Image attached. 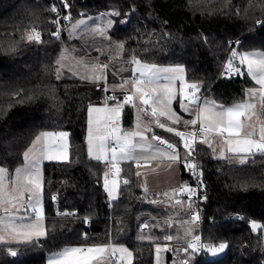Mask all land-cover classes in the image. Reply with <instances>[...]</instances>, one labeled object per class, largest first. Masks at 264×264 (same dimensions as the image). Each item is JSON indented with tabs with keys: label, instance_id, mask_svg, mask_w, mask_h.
<instances>
[{
	"label": "trees",
	"instance_id": "trees-1",
	"mask_svg": "<svg viewBox=\"0 0 264 264\" xmlns=\"http://www.w3.org/2000/svg\"><path fill=\"white\" fill-rule=\"evenodd\" d=\"M67 3L68 8L63 0H0V166L13 172L41 131L69 133L68 161L43 163L42 201L49 235L31 244L0 243V264H47V256L65 246L107 243L109 239L132 251V264H154L155 245L162 243V238L159 233L146 234L140 226L164 210L146 204L155 194L137 188L135 165L128 161L120 165L130 184L121 183L118 199L109 200L104 189L107 163L91 159L86 149L88 102L100 98L99 87L95 90L77 80L56 78L65 28L59 38L52 35L55 24L51 21L58 17L51 8L58 9L59 19L69 13L71 21L118 11L110 35L124 42L126 56L136 55L146 63L182 65L189 81L202 82L201 94L231 105L242 101L245 90L256 85L244 69V75L222 79L218 78L219 69L227 52L234 48L264 51V0ZM33 27L41 32L42 43L26 41ZM11 43L16 45L15 52L7 51ZM14 93H20L19 98ZM132 117V106L126 105L122 113L125 127L131 125ZM156 131L178 146L174 134ZM197 157L207 197L200 205L198 231L204 243H226L228 247L217 257L205 258L203 252L194 263H188L264 264L262 235L250 228V221L264 222V155L231 165L200 144ZM182 179L191 185L188 170H183ZM56 209L75 215H57ZM231 214L236 217L231 218ZM85 233L87 241L83 239ZM139 235L154 239H140ZM9 247L18 255H8ZM165 255L167 260L173 256L170 252Z\"/></svg>",
	"mask_w": 264,
	"mask_h": 264
},
{
	"label": "snow or ice",
	"instance_id": "snow-or-ice-1",
	"mask_svg": "<svg viewBox=\"0 0 264 264\" xmlns=\"http://www.w3.org/2000/svg\"><path fill=\"white\" fill-rule=\"evenodd\" d=\"M63 3L65 8L69 7L67 0H63ZM51 11L57 13L58 17L51 23L59 25L58 9L52 6ZM102 15L119 16L120 13L112 11ZM64 19H70V14ZM85 23L83 19L77 21L72 25L71 31L75 33ZM257 23L262 22L257 21ZM112 26L113 22L109 20L105 27H96L89 31L94 35L111 40L107 35V30ZM60 31L61 29L57 27L52 35L59 38ZM41 36V32L33 27L26 35V41L39 44L42 43ZM115 48L118 50V58L125 49L124 42H117ZM16 50L15 43L9 44L7 51L15 52ZM67 54L68 50L64 49L56 61L59 65L56 69L57 79L60 78V70L64 67L62 61L67 58ZM237 58L239 65L246 69V75L257 87L246 89L245 99L230 106L203 98L201 95L202 82L189 81L182 65L161 67L157 64L146 63L136 55L130 58L128 63L132 65L131 77L121 78V83L113 86V90L118 87L125 93L123 99H118L117 95L106 96L102 107L89 105L88 108V155L91 159L110 165L109 170L104 173V189L110 201L118 199L121 183L125 186L130 184L126 178L120 180L121 162H135L139 169L142 167V160L147 161L144 165L146 167H152L151 162L155 161L156 165L152 167L153 172L164 162L168 169L175 164H181L193 175L202 176V172L197 173L196 171L198 164L191 159L196 151L197 142L206 145L214 154L217 152L215 145H218L219 155L216 158L227 159L231 155L238 157L240 164L248 163L258 154L264 155V119L260 118L264 115V51L241 53L234 48L225 65L229 78L233 74H245L241 71V67L233 63ZM108 68V64L93 65L92 74L82 79L86 78L94 83L103 80L105 91H107L106 71ZM13 95L19 98L20 93ZM108 101L114 103L109 104ZM174 103H178L183 112L191 113L192 118L183 120L175 110ZM126 105L137 109L135 126L129 131L124 130L121 125L122 113ZM144 115L150 118V124H144ZM181 124L185 127L191 126L192 131H180L174 127V125ZM153 126L179 137L185 150V156H180L176 144L155 135ZM148 134H151L152 142H149ZM68 137L69 133L64 131H41L23 153L25 163L22 167H17L11 176L9 169L0 167V243H7V237L19 244H31L49 235V229L44 223L45 216L41 199L43 177L40 165L44 160L68 161ZM110 175L111 179H109ZM136 175L141 176V172L137 171ZM202 186L203 181L200 180L196 188L185 184L178 189H173L174 193H187V204L175 199L171 206L177 215L168 217L164 223L168 227H173V224L179 226L183 229L184 236L190 237L186 241V246L180 249L181 251L188 253L192 250L199 253L203 250L215 256L223 252L228 245L226 243L204 244L201 236L193 234V225L200 220L199 212L194 209L193 198ZM142 187L147 192L146 185ZM163 195L168 196V193ZM201 198L207 199L206 196ZM55 199L53 197V200ZM156 202L152 201V203ZM180 212L188 215L189 219H182ZM57 214L75 215V213L59 212ZM84 219L87 223L88 218ZM261 227L264 225L254 220L250 221V228L254 233ZM83 239L85 241L89 239L86 233L83 234ZM140 239L144 237L141 236ZM164 239L172 241L174 237L168 235ZM161 250V246L157 245V257ZM163 250H168L167 244L163 246ZM7 254L18 255L11 247L7 249ZM132 258V251L123 245L112 243L109 239L107 243L65 246L51 253L47 264H132ZM184 264H187V261Z\"/></svg>",
	"mask_w": 264,
	"mask_h": 264
},
{
	"label": "rangeland",
	"instance_id": "rangeland-1",
	"mask_svg": "<svg viewBox=\"0 0 264 264\" xmlns=\"http://www.w3.org/2000/svg\"><path fill=\"white\" fill-rule=\"evenodd\" d=\"M112 11H114V10H109L106 12H98V13L89 14L86 16H79V17L74 18L64 29L65 38H64V41L62 43V46H61V49H60V52L58 55V58H60L61 52L64 49L68 50L67 58L62 61L64 67H62L60 70L59 80H77L83 84H87V85L95 88V90L99 87L98 90L100 91V98L99 99L90 98L89 102H88V107H87V134H86L87 153H88L87 136H88V120H89L88 108H89V105L102 107L104 105L105 97L108 96L109 94L117 95L118 99L122 100L121 96H122L123 91L121 89H119L118 87L115 88V90H113V86L119 85L121 83V78L126 79V78L131 77V75H132V71H131L132 65L130 63H128V61L130 60V57L126 56L123 52L117 58V51L118 50L115 48V44L117 42H122V41L117 39V38L112 37L110 35V29L107 30V35L111 38V40L102 38L98 35H94L89 31L92 28H96V27L103 28V27H105L109 20H111L113 22V17H114L113 15H102L104 13H110ZM81 19L85 20V22H86L85 25H81L80 28L75 33H73L71 31L72 25ZM256 51H262V50H256ZM242 52H246V51H241V53ZM80 61H82V63ZM234 62L236 64V66L241 67V71H242L243 67L239 65L238 58ZM98 64H108L109 65V68L106 71L107 88H108L107 91H105V82L103 80L94 83V82L89 81L86 78L82 79V77H87L90 74H92V66L98 65ZM157 65H159L161 67L176 66V65H168V64H157ZM57 67H59V65H57ZM244 70L246 71L245 68H244ZM56 78H57V72H56ZM177 87H179V84H177ZM205 99L212 100L209 96L205 97ZM108 103L112 104L114 102L108 101ZM137 104L139 106V102H137ZM218 104H220V103H218ZM173 106H174L175 110L181 115L183 120H189L192 118V114L191 113L186 114L185 112H183L179 108L178 103H174ZM225 106H230V105H225ZM132 109H133V117H132V122H131L130 126L125 127L122 123V118H121L122 128L126 131L132 130L135 126V123H136L137 109L133 108V107H132ZM261 119H264V116ZM162 121H163V118H162ZM143 122H144V124L147 125V124L151 123V120L147 115H144ZM182 125L183 124H181V126ZM153 129H154L153 132L155 135L160 136L164 140H167L164 137H162L161 135H159V133L156 131L157 129H160V128L153 126ZM64 132H66V131H64ZM148 139H149V142H152L151 141V134H148ZM167 141L170 143H173L169 140H167ZM153 143H155V142H153ZM217 154L219 155V149L218 148H217L216 154H214V155H217ZM68 156H69V148H68ZM45 161H49V160L42 161L41 165H40L42 177H43V171H42L43 163ZM227 162L231 165L240 164V163H238V157L231 156V155L228 156ZM24 163H25V161L22 158L21 164L17 167H22L24 165ZM0 167H2V166H0ZM14 170H13V172H9L10 176L14 173ZM41 199H42V194H41ZM42 205H43V201H42ZM257 222L264 225V222H260V221H257ZM257 231H260V233L262 235V242H263V248H264V239H263L264 238V227H261ZM193 234H195V235L200 234L198 231V228H196V227H195V229L193 228ZM141 236L139 235V237H141ZM143 237L147 238V239H154V238L149 237V236H146V237L143 236ZM154 237H156V236H154ZM188 239H190V237L184 238V240H183L184 243H183V245H181L182 247H175L174 248V252H175L174 256L172 258H170L169 261L167 260L169 263L166 262L165 250H163L162 244L156 243L155 255H154V264H184L185 261H190V262L194 263L197 259V255L199 253L193 252L192 250H189L188 253H185V252L180 250L186 246V241ZM6 240L8 241L7 243H16L7 237H6ZM204 244H207V243H204ZM117 245H123V244H117ZM157 245H160L161 249H162L161 252L159 253V257H157V251H156ZM123 246H125V245H123ZM223 252L218 253L215 256H211L205 252L204 257L205 258L217 257V256L221 255ZM50 254L47 256V259L50 256ZM176 256H178V257L176 258Z\"/></svg>",
	"mask_w": 264,
	"mask_h": 264
},
{
	"label": "crops",
	"instance_id": "crops-1",
	"mask_svg": "<svg viewBox=\"0 0 264 264\" xmlns=\"http://www.w3.org/2000/svg\"><path fill=\"white\" fill-rule=\"evenodd\" d=\"M239 52H241V51H239ZM248 52H250V51H248ZM255 87H257V86H255ZM201 95L203 96V98L207 97V95H204V94H201ZM258 110H259V105H258ZM263 116L264 115H261V118H263ZM174 126L177 127L178 130L181 128L182 129H191V126H188V127H185L184 125H182V126L181 125H174ZM50 132H53V131H50ZM200 144L204 145L203 143H200ZM215 146L219 149L218 145H215ZM177 148L179 150L180 156L184 157L185 151L182 150L181 148H179L178 146H177ZM214 156L217 157L218 154L214 155ZM125 162H127V161H125ZM121 163H124V162H121ZM133 163L135 165V184H136L137 188L145 191L144 187H142V185H146V187L148 189L147 191L155 194V196L150 197L146 200V204L151 206L154 209L164 210L163 214H161L157 217H153V218H150V219L143 221L140 228L143 229L145 231V233L148 235L153 234V233H155V234L159 233L160 237L162 238V241H161L162 246H164L165 244L168 245V250H165V254L167 252H170L174 256V253H175L174 248L175 247H182L181 245H183V243H184V241H183L185 238L184 232H183L182 228H179V226H177L175 224H173V227H168L164 223V221L168 217H176L177 213L173 209V207L171 206L172 202L175 199L182 200L185 202V205L187 204V193L178 194V193H174L172 190L178 189L181 185L187 184L186 181H184L182 179V174H183L184 169L185 170H188V169H186L181 164H175V165H173V167L171 169H168L165 166L166 162H164V163L160 164V167L157 168L155 172H153L152 167H155V165H156L155 161L151 162L152 167H146L144 165L147 163V161L142 160L141 161L142 167L139 169H137L135 162H133ZM137 171L141 172V176L138 177L136 175ZM164 193H168V196H164L163 195ZM152 201H157V202L152 203ZM179 215L182 219L186 220L185 214L183 212H180ZM144 225H147V227H143ZM195 227L198 228L197 225H193L194 229H195ZM168 235H172L174 237V239L172 241L165 240L164 238ZM175 237H179V238H175ZM177 257L178 256H176V258ZM165 258H166V255H165ZM168 261L166 259V262H168ZM187 262H190V261H187Z\"/></svg>",
	"mask_w": 264,
	"mask_h": 264
},
{
	"label": "built area",
	"instance_id": "built-area-1",
	"mask_svg": "<svg viewBox=\"0 0 264 264\" xmlns=\"http://www.w3.org/2000/svg\"><path fill=\"white\" fill-rule=\"evenodd\" d=\"M55 15H56V13H55ZM69 15V13H65V14H63L62 15V17L59 19V21H60V23H59V25H56L55 24V31L57 30V27H59L60 29H61V31H62V28H65L70 22H71V17H70V19H64V17L65 16H68ZM61 31H60V35H61ZM234 41V40H233ZM235 42H237V41H235ZM230 55H231V53L230 52H227V54H226V56L224 57V59H223V61H222V64H221V66H220V69H219V74H218V78L219 79H222V78H225V77H228L229 75H228V73L226 72V69H225V65H226V63H227V61H228V59H229V57H230ZM234 64H235V62H233ZM236 65V64H235ZM234 76H236L235 74H233L231 77H234ZM125 93L123 92L122 93V96H121V99H123V95H124ZM112 94H109L108 96H111ZM180 131H192V128L191 129H179ZM177 142H178V147L179 148H181L182 150H184V148H183V146H182V143L180 142V138L179 137H177ZM109 143H111V141L109 142ZM200 145V143L199 142H197V144H196V151H195V153H194V155H193V157H191V159L192 160H194L197 164H198V168H197V173H199V172H202V170H201V168H200V163H199V160H198V157H197V149H198V146ZM185 151V150H184ZM107 167H108V170H109V168H110V165L109 164H107ZM120 167H121V165H120ZM188 172H189V175H190V179H191V187H193V188H196L197 186H198V183H199V181L200 180H202L203 181V186L202 187H200V189H199V191H198V194L193 198V203H194V209L196 210V211H198L199 212V215H200V220H199V222L196 224L199 228H200V226H201V221H202V218H201V210H200V205H201V202L203 201V199L201 198V197H203V196H205V182H204V180H203V177L202 176H199L198 174L197 175H193V173L192 172H190L189 170H188ZM111 178V175L109 176V179ZM123 179H125V177L121 174V176H120V180L122 181ZM52 202H53V204H57V201H56V199L55 200H52ZM62 213L61 211H59L58 209H56L55 210V213L57 214V213ZM58 215V214H57ZM230 217L231 218H234V217H236V215L235 214H231L230 215ZM185 219L187 220V219H189V216L188 215H186L185 214ZM199 236H201V234H199ZM202 242H203V240H202ZM204 243V242H203ZM203 250L201 251V252H199V254L197 255V258H199L202 254H203ZM187 264H191V263H187Z\"/></svg>",
	"mask_w": 264,
	"mask_h": 264
},
{
	"label": "water",
	"instance_id": "water-1",
	"mask_svg": "<svg viewBox=\"0 0 264 264\" xmlns=\"http://www.w3.org/2000/svg\"><path fill=\"white\" fill-rule=\"evenodd\" d=\"M13 250L17 252V250H15V249H13Z\"/></svg>",
	"mask_w": 264,
	"mask_h": 264
}]
</instances>
